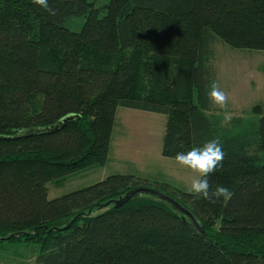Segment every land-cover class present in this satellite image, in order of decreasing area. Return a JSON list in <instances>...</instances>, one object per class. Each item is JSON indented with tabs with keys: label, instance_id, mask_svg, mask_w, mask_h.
I'll return each mask as SVG.
<instances>
[{
	"label": "trees",
	"instance_id": "trees-1",
	"mask_svg": "<svg viewBox=\"0 0 264 264\" xmlns=\"http://www.w3.org/2000/svg\"><path fill=\"white\" fill-rule=\"evenodd\" d=\"M48 4L55 15L0 0V246L30 247L35 264H264V114L257 104L256 120L225 122L207 97L216 43L264 52V0ZM80 17L79 32L64 27ZM118 108L165 117L164 158L218 139L208 179L231 199L115 174L49 200L47 184L106 165ZM142 187L176 200L205 237L147 194L106 206Z\"/></svg>",
	"mask_w": 264,
	"mask_h": 264
},
{
	"label": "rangeland",
	"instance_id": "rangeland-1",
	"mask_svg": "<svg viewBox=\"0 0 264 264\" xmlns=\"http://www.w3.org/2000/svg\"><path fill=\"white\" fill-rule=\"evenodd\" d=\"M92 1L98 8L109 2ZM83 23L84 18L80 17L67 19L63 25L70 31L79 32ZM213 51L210 66L215 81L228 93L226 111L231 113V118L256 120L258 117L250 115L253 106L260 105L264 114V52L232 50L221 43H216ZM165 121L163 115L118 108L106 165L73 174L60 185L47 184V198L60 197L115 174L165 182L191 193L188 185L193 174L176 165L173 159L161 156ZM0 264H35L34 253L24 245L4 244L0 246Z\"/></svg>",
	"mask_w": 264,
	"mask_h": 264
},
{
	"label": "clouds",
	"instance_id": "clouds-1",
	"mask_svg": "<svg viewBox=\"0 0 264 264\" xmlns=\"http://www.w3.org/2000/svg\"><path fill=\"white\" fill-rule=\"evenodd\" d=\"M33 3L40 6L50 15H55V10L50 8L48 0H33ZM207 97L212 107L225 110L223 115L225 122L231 119V113L227 112L229 96L223 91L215 81L208 86ZM224 152L218 139L205 142L201 147H193L184 152H178L172 159L176 165L188 169L193 178L188 185V191L195 194L198 198L203 197L209 201L220 198L226 202L231 199L233 193L227 187L216 186L212 190V185L208 177L218 170L224 159Z\"/></svg>",
	"mask_w": 264,
	"mask_h": 264
},
{
	"label": "water",
	"instance_id": "water-1",
	"mask_svg": "<svg viewBox=\"0 0 264 264\" xmlns=\"http://www.w3.org/2000/svg\"><path fill=\"white\" fill-rule=\"evenodd\" d=\"M73 120V116L65 118L63 121L57 124V126H61L62 124ZM57 128V127H54ZM136 194H147L153 197H156L167 204L171 206V208L176 211L177 213L181 214L183 220H187L189 228L193 231V233L200 238L205 237L204 230L199 226L197 223L196 219L193 217V215L185 209L183 206H181L176 200L171 198L170 196L156 190L153 188H136L124 195V197L118 199L117 201H111L106 204L108 205H113L115 208L121 207L123 204L127 203L134 195Z\"/></svg>",
	"mask_w": 264,
	"mask_h": 264
}]
</instances>
